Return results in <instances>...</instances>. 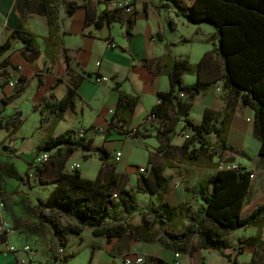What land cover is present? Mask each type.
<instances>
[{
	"label": "crops",
	"instance_id": "0c3cea01",
	"mask_svg": "<svg viewBox=\"0 0 264 264\" xmlns=\"http://www.w3.org/2000/svg\"><path fill=\"white\" fill-rule=\"evenodd\" d=\"M66 1L76 3L79 8L68 14L64 0H0V46L23 25L36 37L38 47L37 52L27 50L22 40L14 39L10 50L0 54V65L6 72L0 74V113L4 124L17 112L22 113L24 120L15 132L4 127L0 131V199L5 203L0 218L10 225L11 230L8 236L0 239V264H17L27 257L22 251L10 253L9 246L18 249L31 247L36 254L31 264H51V258L61 245L55 230L43 221L37 210L39 201L47 199L54 188L41 186L34 174V167L38 166V159L43 153H39L38 148L50 137L85 130V137L92 139L93 144L91 151H72L67 146L48 151L51 158L47 163L49 168L44 173L45 178L51 179L60 172L72 173L76 171L73 166L79 164L78 170L83 177L96 180L105 169L103 183L106 186L113 187V181L117 179V185L124 187L118 181L127 180L128 183L137 184V188L133 185L125 188L136 194L138 206L141 199L147 198L146 206H139L134 215L125 211V217H114L116 210H125L119 199L116 201L119 206L111 210L107 224L140 226L141 213L157 207L156 198L141 188V176L136 179L130 170L131 160H127L126 151L123 160V152L116 151L119 145L124 146L126 136L117 130L123 124L116 123L117 127L112 128V122L120 92L136 97L138 105L128 129L141 133L148 130V135L153 133L146 138L157 142L159 148L156 139L158 123L149 117L158 104V94L171 89L165 66L177 59H186L193 66L192 71L184 75L185 84L199 82L203 87V91L194 99L185 93L183 98L180 97L181 93L178 94L184 106L189 107L190 120L201 124L206 112L210 111V121L217 124L221 120L220 115L226 113L229 107L234 109L227 149L222 150L216 135L209 136L210 141L211 136L215 138V141H211L216 154L214 161H232L253 173L244 215L263 204L264 157L260 154L261 143L254 135L255 111L244 103L243 93L226 85L224 59L217 52V29L209 23L190 22L185 10L170 0H135L134 12L125 14L124 22L104 23L101 26L97 25V21L105 11L103 5H92L88 0ZM184 1L191 5L195 0ZM43 5L50 7L48 10H53L57 17V26L53 31L48 15L43 12ZM129 21L133 23L131 33L128 32ZM110 45L114 47L110 48ZM75 77L85 78L78 89L75 110L66 111L60 118L52 115L43 122L41 110L36 107L51 94L58 100H65L70 81ZM100 77L109 80L100 81ZM13 80L20 83L13 86L10 84ZM184 126L185 121L182 120L172 136L171 145L177 157L178 149L185 142L182 136L185 138L189 134V131L181 132ZM12 140L15 144L13 148L9 146ZM96 140L99 146L95 154ZM100 148L110 153L109 161L100 158ZM130 152L132 154V150ZM118 153L122 154L119 161ZM157 153L161 156L158 149ZM149 159L146 161L149 162ZM169 162L174 167H167ZM150 166L160 167L154 162ZM160 168H165L164 174L173 181L165 201L182 206L176 218L186 224L203 204L187 189L211 178L217 169L165 158ZM173 169L177 171H171ZM15 174L24 179L15 178ZM146 177L152 182L150 174ZM159 228L158 225L153 226L150 232ZM255 236L259 238L252 247L240 243L242 238ZM228 240L229 248H204L196 236L190 255L172 252L159 240L148 242L128 237L108 240L94 236L92 229L85 228L81 234L70 236L65 250L67 256H73L67 264H123L126 256L137 255L146 258L145 264H264V228H240L231 232Z\"/></svg>",
	"mask_w": 264,
	"mask_h": 264
},
{
	"label": "trees",
	"instance_id": "16d2710c",
	"mask_svg": "<svg viewBox=\"0 0 264 264\" xmlns=\"http://www.w3.org/2000/svg\"><path fill=\"white\" fill-rule=\"evenodd\" d=\"M170 1L185 10L190 22L209 23L217 29V52L224 59L226 85L243 93L244 103L254 109V135L261 143L260 154L264 157V0H195L191 5H187L184 0ZM64 5L68 14L79 8L76 3L66 0ZM43 6L45 8L43 12L48 15L53 31L57 26V17L53 10H48L50 7ZM124 20L125 14L122 11H104L97 25L122 23ZM132 24L129 21V33ZM14 39L22 40L27 50L38 51L36 37L22 25L20 30L0 46V54L10 50ZM192 69L193 66L186 59H177L165 66L171 89L158 94L160 102L152 109L151 115L154 116L153 121L158 123L156 139L159 141L158 150L163 158L182 164L217 169L214 176L187 189L203 204L195 210L188 223L179 222L176 216L182 206H174L165 201L166 194L172 189V178L164 174L165 168L153 167L150 171L152 182L142 175L140 184L146 193L156 198L157 207L141 213L140 226L125 223L107 224L106 220L113 206L115 208L119 203L129 215H134L138 211V201L133 191L125 187L114 190L112 186H106L103 183V170L100 178L96 180L83 177L79 170L72 173L60 172L55 177L47 179L44 173L48 171V165H38L34 167V174L39 184L54 188L47 199L39 201L37 210L43 221L55 230L62 246L68 245L72 234H81L85 228H90L96 237L108 240L128 237L148 242L159 240L172 252L191 255L192 241L196 236L200 238L204 248L226 249L229 248L228 236L231 232L240 228L257 227L259 230L264 228V203L250 214H243L253 173L239 166L220 168L223 160L214 161L216 154L209 136L216 135L222 144V150L227 149L234 109L229 107L226 113L220 115L221 120L217 124L210 121L211 112L207 111L203 123L197 124L188 118L189 107L184 106L183 100L178 96L179 93H185L194 99L203 91L199 82L193 85L185 84L184 75L190 73ZM84 80V77L71 79L65 100H58L51 94L37 106L36 108L41 110L42 121H47L52 115L60 118L66 111L75 110L78 89ZM119 95L112 128L117 127L116 123H122L128 128L132 123L138 99L123 92ZM182 120L185 121V126L181 132L189 131V134L178 149L177 157L171 141ZM23 121L22 113L17 112L11 116L4 128L15 132ZM135 135L146 138L139 130H136ZM92 144V139L85 136L77 137L74 132H69L58 137H50L40 145L38 152H50L63 146L69 147L72 151L76 149L91 151ZM99 154L103 161H109L111 155L105 148H100ZM167 167L174 166L169 162ZM27 175L29 176V173ZM15 178L24 179L17 174ZM116 191L119 192L118 195ZM115 195L119 197V203H116ZM157 225L160 228L150 232L151 228ZM258 238L257 236L242 238L240 243L252 247ZM70 258L73 256L66 257L67 263Z\"/></svg>",
	"mask_w": 264,
	"mask_h": 264
},
{
	"label": "built area",
	"instance_id": "2783aa9c",
	"mask_svg": "<svg viewBox=\"0 0 264 264\" xmlns=\"http://www.w3.org/2000/svg\"><path fill=\"white\" fill-rule=\"evenodd\" d=\"M88 2L92 5H103L105 7V12H112V11H122L124 14H132L134 12L135 8V0H88ZM146 2H150V0H146ZM110 48L114 47V45H110ZM5 68L0 65V74H4ZM100 81H108L109 79L107 77H100ZM20 82L18 80H13L10 82L11 85L17 86ZM180 97H185L184 93L180 94ZM160 102V100L158 101ZM150 120L154 119L153 115H150ZM4 118L2 114L0 113V131L4 127ZM100 132H103V129L99 130ZM75 136L77 137H84L85 136V130H80L75 132ZM188 137V136H187ZM14 141L9 142V146L11 148L14 147ZM122 154L118 153L117 154V160L119 161L121 158ZM50 154L48 151L43 152L39 159H38V165H43L47 164L50 161ZM238 168L237 165L234 163H230L227 160H223L220 163V168ZM80 168V165H74L73 169L78 170ZM141 173H146L147 170L146 168H140ZM253 178V176H252ZM116 197V195H115ZM5 209V203L0 199V215L2 214L3 210ZM11 232L10 230V225L4 221L2 218H0V239L3 236H8V234ZM8 250L10 253L17 254L20 251L24 252L27 257L25 259H20L17 264H31V262L34 261L36 258V254L34 250L29 247L25 246L22 249H18L15 246H9ZM67 254L65 247L60 245L56 249L55 255L51 258V264H67L66 260ZM146 263V258L144 256H126L124 258V263L123 264H145Z\"/></svg>",
	"mask_w": 264,
	"mask_h": 264
},
{
	"label": "rangeland",
	"instance_id": "374dc122",
	"mask_svg": "<svg viewBox=\"0 0 264 264\" xmlns=\"http://www.w3.org/2000/svg\"><path fill=\"white\" fill-rule=\"evenodd\" d=\"M119 132H123V134H125V138H124V146L122 147L121 145H119L117 148H116V151H122L123 152V158L122 160L124 159V151H126V157H127V160H131V163L129 165V168H131L130 170L134 173L136 179H138L139 176H142V175H149L150 174V171L152 169V167L150 166L151 162H154V164L158 165V166H162L163 165V158L161 156H159V154L157 153V149H158V144L157 142H155L153 139H149V138H144V137H141V136H136V131H134V129L132 130H129L128 128H126L125 126L123 125H119L118 126V129H117ZM148 130H144L142 133L148 137V136H151V134L153 135V133H151L150 135H148ZM151 132H155L154 130H152ZM103 134V133H102ZM104 135V139L106 140V137H105V134ZM99 138V137H98ZM187 137H183L182 136V140H186ZM211 141H215V138L213 136H211ZM98 146H99V143H98V140H96V143L94 145V153H98ZM130 150H132V154L130 152ZM115 151V152H116ZM178 152V151H177ZM114 153V151H113ZM150 158L149 159V162L146 161L147 158ZM113 158V157H111ZM228 161V160H227ZM147 168L148 169V172L147 173H141L140 172V168ZM185 169V168H183ZM182 169H178V171H180ZM171 171H174L176 172L177 170L173 169ZM103 174H104V169H103ZM108 180V179H107ZM116 182H117V179H116ZM119 182V185L120 186H124V187H127L129 185H133L134 188H137V184H132V183H128V181H124L122 180L121 182ZM118 183H115L113 182V188L114 190L115 189H118L119 190V186L117 185ZM171 184H173V181L171 182ZM117 195L119 194L118 191H116ZM116 195V201L119 200V197ZM138 197H139V194H137ZM142 194H140L141 196ZM147 204V198L145 200H140L139 202V206L140 207H145ZM119 206V205H118ZM114 208V206H113ZM125 210H116L115 211V216H119L121 215L122 217H125ZM234 236H232V240H233Z\"/></svg>",
	"mask_w": 264,
	"mask_h": 264
}]
</instances>
